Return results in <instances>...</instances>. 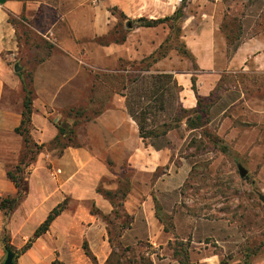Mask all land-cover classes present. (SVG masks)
Here are the masks:
<instances>
[{
  "label": "rangeland",
  "instance_id": "374dc122",
  "mask_svg": "<svg viewBox=\"0 0 264 264\" xmlns=\"http://www.w3.org/2000/svg\"><path fill=\"white\" fill-rule=\"evenodd\" d=\"M46 1L61 7L65 20L58 22L53 36L45 34V26L52 25L58 10L43 5L37 18L28 21L34 28L14 18L21 51L11 67H21L33 98L34 72L41 64L79 72L74 80L79 89L59 93L65 101L59 105V122L67 114L68 120L76 121V143L86 145L87 124L121 95L142 116L144 132H161L165 123L172 127L165 136L144 138L137 124L139 147L147 150L138 156L136 166L125 163L105 182L115 184L114 190H129L126 198L118 197L120 207L115 209L110 201L115 211L102 213L90 201L91 211L108 215L106 219L99 215L107 234L76 238L84 260L80 264H264V202L259 196L264 194V0H187L179 24L165 29L168 40L161 52L168 57L156 54V62L147 57L119 60L102 53L100 43L127 35L120 9L109 35L99 38L87 27L88 19L94 17L90 8L98 7L97 18L103 11L110 17L106 9L112 14V7L107 2ZM59 35L78 40L77 58L53 43ZM184 43L206 53L202 58L191 51L183 53L179 48ZM238 51V67H229ZM13 74L18 76L14 68ZM185 78L189 79L187 91ZM193 87L212 103L205 124L196 129L184 120L193 115V107H188L197 99ZM181 107L189 111L181 112ZM52 152L56 156L59 149ZM161 154L164 163L159 165ZM238 164L248 169L246 177L240 175ZM181 166L182 173L177 174ZM98 189H106L104 181ZM127 199H131L133 215L125 209ZM15 219L10 226L13 237L22 222L20 215ZM32 232L29 224L22 235ZM85 241L101 253L106 241L107 259L97 258L94 263L84 255ZM16 242H22L21 236ZM5 258L0 242V264ZM22 260L31 263L27 255Z\"/></svg>",
  "mask_w": 264,
  "mask_h": 264
},
{
  "label": "crops",
  "instance_id": "0c3cea01",
  "mask_svg": "<svg viewBox=\"0 0 264 264\" xmlns=\"http://www.w3.org/2000/svg\"><path fill=\"white\" fill-rule=\"evenodd\" d=\"M100 1L107 2L112 8L117 7L131 18L139 16L159 18L171 15L181 2V0ZM43 5L59 12L52 25L45 26V34L50 33L54 36L53 29L67 16L61 7L48 4L46 0H0V197L16 195L17 187L9 178L7 171L19 162L24 149L23 137L15 131L22 119L24 79L21 77L20 66L19 71L15 69L17 64L13 66L18 76L13 74L11 67L12 59L20 54L21 39L18 36L17 25L11 21V18L24 19L30 28H34V25L28 21L31 18H37L39 12L44 10ZM97 8H90V13L93 12L94 17L93 20L88 19L87 27L92 28L94 36L102 38L111 32L118 19L116 15L110 13L109 9H106V12L111 15L110 17L101 8L103 13L97 18ZM166 27L169 29L167 24L136 27L127 31L124 41L113 39L108 43H100L101 51L119 60L149 57L159 51L167 38ZM55 40L53 43L56 46L68 51L71 56L78 57L77 53L81 51L78 40L62 35ZM246 45H243L240 51H243ZM189 48L198 58H202L206 53V50L203 51L201 48L196 49L190 45ZM240 51L231 60L229 67H238L237 59L241 55ZM168 55L165 53L161 55V58H167ZM210 65L204 67L208 68ZM78 73L71 69L49 67L45 63L35 70L31 134L38 143L48 144L58 134L57 124L62 117L59 105L65 104L63 99H59V93L79 89L74 84ZM188 82L189 79L185 78L186 91ZM196 105L197 99L191 100L188 107ZM86 128V145L69 146L60 156L45 150L39 155L36 163L28 167L29 193L14 211L8 224L13 243L23 246L54 207L65 200L68 201V205L52 222L49 230L40 236L27 252L17 258L16 264H29L22 260L25 255L30 258V264H53L55 259L65 264H80V261L84 260L80 252L81 248L76 246V238L80 239L84 235L89 237L96 233L107 234L106 226L99 221V215L92 213L89 203L91 201L95 204L102 213L112 211L113 206L110 200L99 193L98 185L104 181L106 189L114 190L115 184L108 185V182L105 183L107 179L114 176L118 171L117 168L121 169L125 163L128 167L136 166L138 156H143V150L147 149L139 147L137 123L131 116L126 99L122 95L120 98H113L110 105L93 121H90ZM147 153L149 154V151ZM162 159L164 158L161 154L159 165L164 163ZM183 167L179 168L177 174L182 173ZM182 177L185 180V175ZM125 205L127 213L133 215L131 199H127ZM18 215L21 216L22 222L14 231L13 237L10 226L12 222H16L15 218ZM3 221L4 213L0 209V233ZM29 224L33 231L32 235L23 236L22 232ZM17 236H21V243L16 242ZM91 250L96 258L103 262L108 257L109 244L106 241L103 243L102 253L97 251L99 249ZM84 255H86L85 252Z\"/></svg>",
  "mask_w": 264,
  "mask_h": 264
},
{
  "label": "trees",
  "instance_id": "16d2710c",
  "mask_svg": "<svg viewBox=\"0 0 264 264\" xmlns=\"http://www.w3.org/2000/svg\"><path fill=\"white\" fill-rule=\"evenodd\" d=\"M187 0H181L179 7L175 10V12L171 15H166L164 17L159 18H149L146 16H139L136 18L128 17L123 11H120L119 13V19H123L125 23L123 24L126 31L132 30L136 27H155L160 24H168V26L171 29H174L177 24H179L182 14L183 8L186 6ZM116 10H118L117 7L111 8V11L114 15ZM11 21L14 23V19L11 18ZM180 28H177V34H179ZM110 33V32H109ZM109 35V34H107ZM118 41H124L126 39V34L122 38H116ZM168 40V39H167ZM166 40V41H167ZM113 41V40H112ZM165 41V42H166ZM110 42V41H109ZM165 42L162 43L161 48L159 51L155 54H152L151 56L147 58H152L154 62L157 61L158 56L156 54H161V50L165 47ZM108 43V42H103ZM185 46V47H184ZM184 47V48H182ZM183 53H189L191 54L189 48L184 45L179 48ZM165 54V53H164ZM161 58V57H160ZM145 59H142L144 61ZM141 61V62H142ZM170 77H172L169 74ZM24 83V101H23V110H22V119L19 126L15 128V131L19 133L24 140V149L22 152V155L20 157L19 162L8 169L7 174L9 178L14 182V184L17 187V193L15 196H8V197H0V209L4 213V221H3V227L0 233V242L3 245V248L7 254V251L12 250L15 253V264L18 257H20L23 253L27 252L29 250L34 242L43 234H45L52 222L65 210L67 206V200L63 201L62 203L58 204L56 207H54L50 213L48 214L47 218L37 227L34 234L29 237L27 242L21 247L16 248L12 244V237L11 233L8 228V224L11 220V216L14 213V211L19 207V205L24 201V199L27 197L29 193V181H28V174L27 171L28 167L36 163L39 155L44 152L45 150L52 151L55 148L59 149V152L56 154V156H60L64 149L69 146H80L75 141V127L76 121L73 123L71 120H68L70 118V115H66V119L64 121H61L57 124L58 128V134L56 137L49 142L48 144L45 143H38L34 140L31 134L32 129V114H33V90L27 85V83L23 80ZM193 89L196 92L197 96V105L193 107V115H187L184 117L185 123L192 129L200 128L205 124V120L209 114L210 106L212 103H209L207 101L208 96L200 95L197 93V90L195 87ZM126 95V94H125ZM127 108L133 117V119L137 122L140 130V134L142 137H148L149 135L159 137V136H165L167 132L172 129L170 124H163L164 129L160 132L156 129H153L151 131H145L144 122L142 121L141 117L136 114L133 107L131 106L130 99H127ZM181 112H187L189 109L181 107ZM143 112H140L142 115ZM80 114H77V116ZM180 120H183V118H179ZM213 142L217 143L218 139H213ZM99 192H101L106 198H108L114 208L116 209L117 206H121V202L118 201V197L124 199L128 195L127 189L119 188L118 190H109V189H98ZM119 209V208H118ZM115 211V210H113ZM118 213L119 211L116 210ZM93 214L102 215L105 219L108 217L107 214H100L97 210L92 211ZM108 222V220H107ZM110 223V221L108 222ZM109 235L111 234V230L108 229ZM109 241L114 246V240L112 238V235L109 237ZM83 248L85 250L86 255H88L90 258H92L94 263H97V258L93 254L92 250L89 247V244L87 241L84 242ZM110 259L107 260L109 262ZM53 264H65L64 262L60 261L59 259H55L53 261Z\"/></svg>",
  "mask_w": 264,
  "mask_h": 264
},
{
  "label": "water",
  "instance_id": "95a60500",
  "mask_svg": "<svg viewBox=\"0 0 264 264\" xmlns=\"http://www.w3.org/2000/svg\"><path fill=\"white\" fill-rule=\"evenodd\" d=\"M15 69L19 71L20 70L19 65H16ZM238 169L242 177H246L249 173L248 169L242 164H238ZM259 196L260 199L264 202V194H259ZM3 264H15V253L12 250L7 251L6 258Z\"/></svg>",
  "mask_w": 264,
  "mask_h": 264
}]
</instances>
